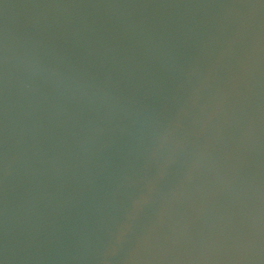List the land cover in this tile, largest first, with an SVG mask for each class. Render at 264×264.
<instances>
[{"label":"water","instance_id":"obj_1","mask_svg":"<svg viewBox=\"0 0 264 264\" xmlns=\"http://www.w3.org/2000/svg\"><path fill=\"white\" fill-rule=\"evenodd\" d=\"M0 264H264V0H0Z\"/></svg>","mask_w":264,"mask_h":264}]
</instances>
